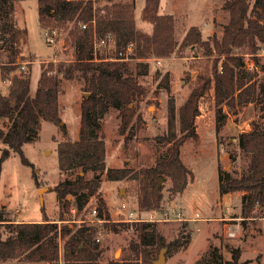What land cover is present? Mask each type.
Segmentation results:
<instances>
[{"label": "trees", "instance_id": "trees-1", "mask_svg": "<svg viewBox=\"0 0 264 264\" xmlns=\"http://www.w3.org/2000/svg\"><path fill=\"white\" fill-rule=\"evenodd\" d=\"M13 2L0 0V42L10 44L12 50L10 60L1 67L2 77L9 81V91L7 94L0 91V118L7 119L9 125L6 129L0 127V140L5 145L0 158V175L2 162L10 156L11 150L21 155L24 164L33 165L24 154L23 145L37 139L42 120L56 124L61 122L59 94L62 83L77 78L82 81L84 91L80 104L79 138L58 144L61 172L67 175L80 169L83 173L94 171L105 174L113 181L139 179L141 208L161 210V177H171L174 194L183 192L189 183L191 171L183 162L181 151L188 141L199 144L197 118L205 96L214 90L220 128L226 118L220 105L245 104L264 93V82L258 86L255 70L259 65L257 53L264 45V0H226L224 9L229 12V20L221 37L213 34L204 40L200 28L191 26L181 42L175 37L174 15L159 12L161 0H146L141 12L142 19L152 23V33L136 26L134 0H104L103 4L95 0H38L40 26L67 30L74 48V59L43 64L34 95L30 93L29 74L16 72L20 68L17 59L21 55L20 43L27 37L28 31L12 19ZM84 24L87 25L85 28ZM109 36L113 38V47L110 45L102 51L107 50L110 54L95 52V39ZM129 44L134 46L130 57L139 59L150 55L170 56L186 47L196 46L203 47L209 56H216L212 75L201 72L197 84L180 107L176 106L173 96L169 98L168 130L163 136L169 144L167 153L154 166L143 170H134L129 166L108 167L105 135L100 132L101 121L111 107L120 111L121 134L132 127L134 118H142L137 106L146 89L140 76L149 74V64L139 60L133 69L129 62L122 60L120 52H125ZM242 51L254 57L255 69L246 66ZM162 78L159 86L169 91V74ZM238 144L244 152L251 154L250 173L233 177L219 169V193L243 192L241 214L250 218L256 209H264V126L255 124L250 131L240 132ZM100 174L86 179L79 172L75 179L66 177L54 187L60 204L59 220H64L72 207L78 210L85 208L93 196L98 198V216L111 219L106 200L99 197ZM33 176L40 187L36 173ZM69 196L73 199L70 200ZM3 223L5 229L0 226V262L101 264L104 249L97 240L100 228L96 225L77 226L75 222L60 225L49 219L18 222L8 218L2 209L0 225ZM108 223L105 222L106 225ZM110 225L117 231L116 223ZM143 225L148 224L143 223L139 229L142 230ZM139 238L140 241L131 247L134 257L111 260L110 264H154L157 256L149 246H155L156 252H159L163 247L172 250L174 245L187 243L178 239L167 241L156 225L151 236L139 234ZM240 255V249H234L233 260L227 261V264H246V261H239Z\"/></svg>", "mask_w": 264, "mask_h": 264}, {"label": "rangeland", "instance_id": "rangeland-1", "mask_svg": "<svg viewBox=\"0 0 264 264\" xmlns=\"http://www.w3.org/2000/svg\"><path fill=\"white\" fill-rule=\"evenodd\" d=\"M134 1L136 26L152 33V23L143 20L141 16L146 0ZM225 2L226 0H161L159 12L174 15L175 37L179 42L191 26H198L204 40H207L213 34L221 37L223 33L224 25L229 20V12L224 9ZM11 17L28 31L27 37L20 43L21 55L17 58L20 68L16 72L29 74L30 93L34 95L41 66L52 61H72L74 48L65 29H59L55 46L47 42L45 29L39 24L38 0H14ZM102 50L101 53L110 54L107 50ZM241 53L246 66L255 64L251 54L246 51ZM130 54H133V50ZM130 54L123 60L129 62L133 69L139 60L149 64V74L140 76L146 89L144 98L137 106L142 118H134L132 127L125 134H121L120 111L111 107L101 121L100 132L105 135L108 167L129 166L134 170H143L154 166L167 153L169 144L163 136L168 130L169 98L173 96L176 106L180 107L197 84L198 75L201 72L212 75L216 56H209L199 46L186 47L170 56L150 55L139 59L130 57ZM257 55L259 65L254 69L257 71L256 83L259 86L264 82V45ZM11 56L10 44L0 42V91L3 94L9 91V81L2 77L1 67L8 63ZM221 62L222 60L219 66ZM166 74H169L170 79L169 91L159 86ZM83 96L81 80H64L59 94L61 122L56 124L42 120L37 139L23 145L24 154L33 165L24 164L21 155L13 150L2 162L0 210L4 209L8 218L27 222L49 219L60 225L73 222L77 226L96 225L101 230L100 244L104 249L101 264L134 257L132 245L140 241L139 234L151 236L154 225L169 242L176 239L187 241L183 245H174L172 250L166 247L165 264H227V261L233 260V251L236 248L241 252L240 262L264 264V209H256L252 217L244 218L241 214L243 192L226 193L225 196L219 193V169L233 177L250 173L251 154L241 149L238 135L240 132L250 131L255 124L264 126V93L255 101L245 104L220 105L226 114L220 128L214 90L205 96L200 104L201 114L197 118L199 144L188 141L181 151V158L191 171L189 183L183 192L174 194L171 177H161V210L141 208L142 191L139 179L113 181L99 172L88 171L82 174L80 169L67 175L61 172L58 144L79 138L80 104ZM8 125L7 119L0 118L1 128L6 129ZM4 147L0 140V158ZM79 172L86 179L100 174L99 197L106 200L111 219L101 223L91 222L92 209L97 207L98 202V198L93 196L85 208L78 210L72 207L65 214V219L59 220L60 204L54 187L66 177L75 179ZM34 173L40 187L36 184ZM69 199L72 200L73 197L69 196ZM131 210L135 213L133 217L143 220H127ZM105 222H109V225ZM112 223L117 224V231L111 227ZM143 223L148 225H143L141 230L139 228ZM4 225H0L2 230L5 229ZM230 229L236 230V235L230 236ZM60 246L62 247V241ZM149 249L157 258L162 250L156 252L155 246H149ZM0 264L48 263L7 260Z\"/></svg>", "mask_w": 264, "mask_h": 264}, {"label": "built area", "instance_id": "built-area-1", "mask_svg": "<svg viewBox=\"0 0 264 264\" xmlns=\"http://www.w3.org/2000/svg\"><path fill=\"white\" fill-rule=\"evenodd\" d=\"M103 1L104 0H99V1L95 0L96 3L97 2H103ZM96 3H95V5H97ZM86 26H87L86 24L83 25L84 28ZM58 33H59V31L57 29H48V28H46L45 29V34H46V40H47V42L49 44H52L53 46H55L57 44ZM112 39L113 38L111 36H109L107 38H100V39H97L96 38L95 39V52L101 51L103 48H107L108 46H110L111 43H112ZM132 50H133V45L132 44H129L126 47L125 52H122V51L120 52L121 59L123 60V59L128 58L129 57V54L132 52ZM248 67L251 68V69H253L256 66H255V64H252V65H249ZM23 68H24V66H23ZM173 211L176 212L175 209H173ZM91 213L93 215V219H91V222L92 223H96V222L97 223H101L103 221H106L105 219L100 218L98 216V210H97V208H93ZM129 214H130V216L127 218V220H130V221H132V220H136V221H139L140 220V221H142L143 220V219H136L135 217H133L135 215V213L132 210L130 211ZM100 234H101V230L99 229L97 231V240L98 241H100V237H99ZM229 235L230 236L236 235V230H231L230 229L229 230Z\"/></svg>", "mask_w": 264, "mask_h": 264}, {"label": "water", "instance_id": "water-1", "mask_svg": "<svg viewBox=\"0 0 264 264\" xmlns=\"http://www.w3.org/2000/svg\"><path fill=\"white\" fill-rule=\"evenodd\" d=\"M83 174V172H82ZM161 181V179H160ZM165 250H166V247H163L161 252H160V255L159 257L154 261V264H165L166 263V256H165Z\"/></svg>", "mask_w": 264, "mask_h": 264}, {"label": "crops", "instance_id": "crops-1", "mask_svg": "<svg viewBox=\"0 0 264 264\" xmlns=\"http://www.w3.org/2000/svg\"><path fill=\"white\" fill-rule=\"evenodd\" d=\"M8 86H9V84H8ZM224 196H225V195H224ZM17 221L20 222V221H22V220H18V219H17Z\"/></svg>", "mask_w": 264, "mask_h": 264}]
</instances>
